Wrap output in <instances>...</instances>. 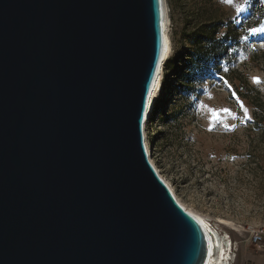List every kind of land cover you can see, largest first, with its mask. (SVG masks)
Here are the masks:
<instances>
[{"label":"water","instance_id":"95a60500","mask_svg":"<svg viewBox=\"0 0 264 264\" xmlns=\"http://www.w3.org/2000/svg\"><path fill=\"white\" fill-rule=\"evenodd\" d=\"M162 19V0H0V264H204L143 137Z\"/></svg>","mask_w":264,"mask_h":264},{"label":"rangeland","instance_id":"374dc122","mask_svg":"<svg viewBox=\"0 0 264 264\" xmlns=\"http://www.w3.org/2000/svg\"><path fill=\"white\" fill-rule=\"evenodd\" d=\"M166 1L172 45L167 61L179 51L194 50L192 32L200 24L216 25L215 40L225 32L229 38L219 60L198 70L191 83L181 75L167 77L152 103V118L144 123V139L178 199L233 241L232 264H242V253L255 252L246 227L264 224V123L255 125L246 97L254 92L251 86L264 95V32L251 31L264 29L259 15L264 7L258 11L257 0ZM248 18H253L250 26ZM180 69L185 71L183 60L175 70Z\"/></svg>","mask_w":264,"mask_h":264},{"label":"trees","instance_id":"16d2710c","mask_svg":"<svg viewBox=\"0 0 264 264\" xmlns=\"http://www.w3.org/2000/svg\"><path fill=\"white\" fill-rule=\"evenodd\" d=\"M264 7V0H257L256 8L261 11ZM260 16H264L263 11L259 13ZM253 18H248L246 20V25L250 26ZM216 25L213 22L203 23L197 26L192 32V45L194 50L187 49L184 51H179L172 59L166 62L164 73L165 80L161 84L163 89L168 84L167 77L171 74L177 78L179 75L184 76L188 80V84L192 82L194 74L202 69L207 68L210 63L215 60H219L222 53L227 49V45L223 43L225 39H228L229 32L215 40V34L217 33ZM192 51V52H191ZM185 67L183 72L181 69L179 71L175 70L178 68L179 63H182ZM254 92L247 93L246 97L249 99L250 104L253 106V113L255 118V125H259L260 122L264 123V95L261 93L260 89L250 87ZM264 129V128H263Z\"/></svg>","mask_w":264,"mask_h":264},{"label":"bare ground","instance_id":"6f19581e","mask_svg":"<svg viewBox=\"0 0 264 264\" xmlns=\"http://www.w3.org/2000/svg\"><path fill=\"white\" fill-rule=\"evenodd\" d=\"M162 13H163V19H162V29H163V35H164V48L161 55V62L159 64V70L156 73V78L153 82V85L150 89L151 96L148 95V100L146 102V112H145V119L149 117V114L151 112V106L154 101V98L158 94V91L160 90L161 81H162V72H163V66L166 61V59L169 57L171 51H172V45L170 40V33H169V13H168V6L167 1L162 0ZM145 123V122H144ZM143 137H145L144 129H143ZM145 146H146V152L149 155V149L147 146V142L145 140ZM149 161L152 163L154 169L157 171L159 177L162 179L164 184L169 187L170 191L172 192L175 200L180 204L182 208H184L189 214L194 216L197 221L200 223L201 228L206 236L207 241V256L204 261V264H231L233 259V254L231 253L230 242L226 234H222L221 231H218V228L216 225L211 223L210 219L202 214H198L197 212L193 211L189 207H187L184 203H182L177 195L175 194V191L172 186H170L169 182L161 175L160 170L157 169L153 159L149 155ZM225 225H229V223L224 222Z\"/></svg>","mask_w":264,"mask_h":264},{"label":"built area","instance_id":"2783aa9c","mask_svg":"<svg viewBox=\"0 0 264 264\" xmlns=\"http://www.w3.org/2000/svg\"><path fill=\"white\" fill-rule=\"evenodd\" d=\"M152 115H153V109L151 110L149 117L146 119L145 122L150 121V119L152 118ZM246 230L249 232V238H248L249 243L252 246H254L255 249H259L260 247H262V245L264 244V224L259 225V226L248 225L246 227ZM229 242H230V247H232L231 253L233 254V258H234L236 248L234 247L233 241L231 239H229ZM231 264H232V262H231Z\"/></svg>","mask_w":264,"mask_h":264},{"label":"crops","instance_id":"0c3cea01","mask_svg":"<svg viewBox=\"0 0 264 264\" xmlns=\"http://www.w3.org/2000/svg\"><path fill=\"white\" fill-rule=\"evenodd\" d=\"M242 264H264V244L255 252L245 251L241 254Z\"/></svg>","mask_w":264,"mask_h":264},{"label":"snow or ice","instance_id":"6c2138e0","mask_svg":"<svg viewBox=\"0 0 264 264\" xmlns=\"http://www.w3.org/2000/svg\"><path fill=\"white\" fill-rule=\"evenodd\" d=\"M222 2L231 4L233 2V0H222ZM237 11H240L239 7L237 8ZM251 31H253V32H256V31L264 32V29H252ZM157 69L159 70V66H157ZM253 79H254L255 82L259 83V79L258 78L254 77ZM149 95L151 96V93H149ZM240 106H241V108H244V105L242 103H241ZM223 111H228V109H224ZM244 112H245V114H247V109L246 108H244ZM212 115H213L214 118H217L219 113L216 110H212ZM233 129H234V126H233ZM211 130L212 129L210 127L209 131H211Z\"/></svg>","mask_w":264,"mask_h":264}]
</instances>
